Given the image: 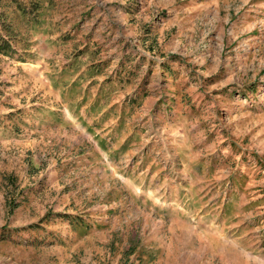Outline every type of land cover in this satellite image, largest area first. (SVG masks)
<instances>
[{"label":"rangeland","instance_id":"obj_1","mask_svg":"<svg viewBox=\"0 0 264 264\" xmlns=\"http://www.w3.org/2000/svg\"><path fill=\"white\" fill-rule=\"evenodd\" d=\"M7 2L0 264H264V0Z\"/></svg>","mask_w":264,"mask_h":264},{"label":"trees","instance_id":"obj_2","mask_svg":"<svg viewBox=\"0 0 264 264\" xmlns=\"http://www.w3.org/2000/svg\"><path fill=\"white\" fill-rule=\"evenodd\" d=\"M7 1V0H6ZM9 1H12V2H15V1H17L16 3L19 5V4H21V0H8V4L10 3ZM0 3H1V0H0ZM9 27V26H8ZM3 41H5V42H7L3 37H1V39H0V44H3Z\"/></svg>","mask_w":264,"mask_h":264}]
</instances>
